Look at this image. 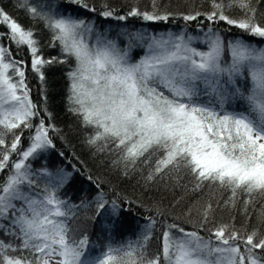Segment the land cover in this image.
Masks as SVG:
<instances>
[{
    "label": "snow or ice",
    "instance_id": "obj_1",
    "mask_svg": "<svg viewBox=\"0 0 264 264\" xmlns=\"http://www.w3.org/2000/svg\"><path fill=\"white\" fill-rule=\"evenodd\" d=\"M68 3L95 11L86 0ZM209 4L207 12L183 16L185 21L200 16L208 21L199 38L205 46L201 50L193 46L197 38L186 33L125 32L127 42L121 48L90 21L50 0L39 9L23 0L20 6L43 23L50 46L59 48V55L50 59L40 55L34 31L0 8V27L6 28L0 32V175L7 170L0 180V234L11 238L0 239V264H264V235L258 228L242 235L234 226L230 230L221 224L201 235L210 220L211 204L203 210L200 230L159 222L160 249L155 253L148 248L158 221L149 217L135 241L109 244L99 256H87L89 238L73 234L70 221L76 212L59 196L71 173L32 169L31 160L54 147L51 126L46 127L43 119L33 123L40 112L29 96L24 61L14 59L10 47L2 43L26 47L31 69L42 83L45 67L75 61L68 72L70 111L92 130L86 143L113 155V165L125 175L141 166L149 168L146 181L173 172L179 178L183 172L192 178L194 190L205 185L227 190L226 205L234 206L239 194L246 195L247 211L257 195L264 197V47L242 37L228 39L224 33L231 28L220 30L216 25L223 22L264 39V23L256 18L253 0H209ZM233 9L242 13L239 19L227 14ZM100 15L120 21L130 16L145 21L169 18L167 13L141 12L136 7L126 15L116 16L107 8ZM141 46H146L145 55L131 60L129 51ZM33 128L28 147L21 149L17 130ZM109 203L100 193L96 214L108 211ZM111 205L115 230L122 210L114 200ZM260 218L264 223V212Z\"/></svg>",
    "mask_w": 264,
    "mask_h": 264
},
{
    "label": "trees",
    "instance_id": "obj_2",
    "mask_svg": "<svg viewBox=\"0 0 264 264\" xmlns=\"http://www.w3.org/2000/svg\"><path fill=\"white\" fill-rule=\"evenodd\" d=\"M28 2L39 9L41 5L47 6L49 0H28ZM50 2L52 5H60L61 9L69 14L90 21L98 33L116 40L121 48H124L127 42L122 36L125 32H140L149 36L186 33L199 39L209 26L203 16L197 17L195 21L183 19L187 14L209 11V0H86L90 7L95 8L94 12L80 5L68 3V0H50ZM21 3L23 0H19V3L18 0H0V8L24 28L34 31V38L39 41V53L44 59L59 55V48L50 46L51 36L43 27V23L30 18L24 7L20 6ZM253 6L257 9V20L264 23V0H260L259 3L253 0ZM133 7L141 12L155 10L160 14L167 13L169 18L166 21H145L141 17L130 16L120 21L114 17L105 18L100 15L106 8L114 10L116 16L126 15ZM43 10H47V7ZM227 14L236 19L242 15L236 9ZM216 27L220 30L231 28V31L224 33L228 39L242 37L255 47H264L262 38L250 37L242 30L223 22L218 23ZM4 31L6 28L0 27V32ZM2 43L10 47L14 59L24 61L25 82L29 96L40 112L39 116L33 118V123L38 125L43 119L46 127L51 126L49 136L54 147L32 159V169L36 171L44 168L53 174L62 169L71 173L67 183L59 190V196L73 206V211L76 212L75 217L70 221L71 227L75 230L73 234L77 238L86 234L89 238L87 256H99L109 244L119 245L135 241L149 217L158 221L157 230L153 233L148 248L150 254L155 253L160 249L159 222H175L187 230H200L202 213L208 204H211L212 212L209 223L201 230V235L207 236L208 229L221 224H228L230 230L234 226L242 235H247L253 228H258L260 234L264 235V223L260 218L261 213L264 212L262 196L257 195L245 211L246 195L239 194L234 206L231 203L226 205L225 201H228L230 196L227 190L209 185L194 190L192 178L183 172L179 174V178L173 172L162 177L157 176L154 181H146L149 168L141 166L125 175L120 168L113 165L112 160L115 159L113 155L99 153L86 143L92 130L84 127L81 118L70 111L68 72L74 67L75 61L45 67V81L42 83L31 69V55L26 52V47L17 49L14 44L8 45L7 41ZM193 46L205 50L203 44L194 43ZM145 47L132 48L129 51L130 59L133 61L140 59L139 54L145 53ZM31 130L24 129L22 133L17 130V134L21 135L19 146L21 149L28 147ZM12 139L13 137L9 135L6 137V142L10 144ZM12 158L17 159L15 155ZM6 175L7 170L0 175V180ZM100 193H103L110 203L108 211L97 215L95 204ZM113 200L122 210L119 220L116 221L118 227L115 230L111 228L114 221L111 215ZM0 239L6 242L11 240L10 237L2 234ZM12 242L18 243L14 240Z\"/></svg>",
    "mask_w": 264,
    "mask_h": 264
},
{
    "label": "rangeland",
    "instance_id": "obj_3",
    "mask_svg": "<svg viewBox=\"0 0 264 264\" xmlns=\"http://www.w3.org/2000/svg\"><path fill=\"white\" fill-rule=\"evenodd\" d=\"M247 41V40H246ZM194 43H196V44H202V43H200V39H197V40H195L194 42H193V44ZM198 46H200V45H198ZM197 47V46H196ZM26 52H28L29 54H30V52L26 49ZM140 55V58L142 57V56H144L145 55V53L144 52H142L141 54H139ZM31 63V62H30ZM27 130H31V129H27ZM34 132H35V129L33 128L32 130H31V135H33L34 134ZM16 157V156H15ZM78 228V227H77Z\"/></svg>",
    "mask_w": 264,
    "mask_h": 264
}]
</instances>
